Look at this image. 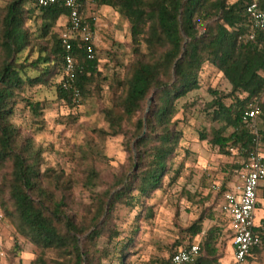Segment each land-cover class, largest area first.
<instances>
[{"label":"trees","instance_id":"16d2710c","mask_svg":"<svg viewBox=\"0 0 264 264\" xmlns=\"http://www.w3.org/2000/svg\"><path fill=\"white\" fill-rule=\"evenodd\" d=\"M252 2L264 11V0H94L129 24L134 58L123 78H114L109 85L110 105L102 111L108 128L102 133L126 137L133 161L132 173L94 194L90 215L79 219L64 210V199L54 197L52 191L58 188L60 176L53 178L55 170L50 168L41 172L40 150L21 137L12 117L15 99L35 85L53 86L57 99L70 108L98 94L96 50L79 36L70 41L69 54L74 60L70 78L64 72L62 33L55 30L60 18L67 21L68 10L61 0L46 7L38 6L36 0H10L0 8V209L15 233L37 250L29 264H101L109 255L117 264H124L132 239L122 244L117 240L113 213L120 205L141 206V198L161 186L181 138L174 120L177 103L200 89L206 65L221 74L230 91L222 95L209 90L212 98L206 114L211 124L200 139H207L224 156L235 151L243 162L233 167L245 169L249 157L264 146V34L252 28L246 13ZM31 17L39 20L36 36L25 29ZM84 21L92 34L93 19ZM250 33L253 40L246 38ZM150 98L151 107L142 116ZM22 101L34 116L40 114L38 102ZM250 102L259 108L256 133L242 119ZM96 177L94 170L87 172L86 190ZM259 190L264 199V183ZM221 215L227 225V217ZM205 218L212 221V215L206 213L186 229L184 248L194 242L199 248L194 260L186 264H218L222 229L214 224L201 235ZM225 231L230 240V232ZM257 232L262 245L254 250L255 255L264 246V220ZM14 250L21 248L14 246ZM177 251L154 263L174 264L172 256Z\"/></svg>","mask_w":264,"mask_h":264},{"label":"rangeland","instance_id":"374dc122","mask_svg":"<svg viewBox=\"0 0 264 264\" xmlns=\"http://www.w3.org/2000/svg\"><path fill=\"white\" fill-rule=\"evenodd\" d=\"M9 2L0 0V8ZM82 16L93 19L92 44L100 72L96 82L98 94L70 108L57 99L53 86L35 85L15 99L12 117L21 137L29 139L33 149L40 150L41 172L50 168L55 170L53 178L60 176L58 188L52 193L55 198L65 200L64 210L77 219L90 215L94 194L110 189L115 181L132 173L133 161L126 137L102 133L108 128L102 111L110 105L107 97L109 85L114 78H123L134 58L129 24L114 10L98 7L94 0L86 1ZM57 24L60 27L55 29L56 32H64L66 19L60 18ZM38 25L39 20L31 17L26 20L25 29L36 36ZM209 90L225 95L230 86L220 73L206 65L201 74L200 89L177 103L174 120L181 138L177 155L172 158L161 186L142 197L141 206L131 209L120 205L113 213V227L119 234L117 240L122 244L132 239L131 249L124 255V264H155L156 260L167 259L173 252L185 247L188 239L186 229L206 213L212 215V221L208 218L202 221L200 234L210 226L218 225L222 229L218 241V264L232 262L230 240L225 231L227 225L220 206L228 188L237 183L243 184L240 179L244 169L233 167L242 164L243 159L235 151L232 156H224L211 147L207 139H200L202 133L207 134L211 124L206 114V104L212 98ZM22 98L38 102L42 107L40 114L34 116L24 106ZM151 100L143 107L142 116L149 111ZM257 153L264 157V146H260ZM90 170H94L97 177L86 190L85 176ZM45 182L43 180L42 185L46 188ZM135 193L132 192L133 195ZM261 194L258 190L255 224L264 220ZM0 215V264H29L37 256V250L15 233L1 209ZM14 246L21 250H14ZM105 246L111 249V245ZM101 264H117V261L109 255ZM251 264H264V246Z\"/></svg>","mask_w":264,"mask_h":264},{"label":"built area","instance_id":"2783aa9c","mask_svg":"<svg viewBox=\"0 0 264 264\" xmlns=\"http://www.w3.org/2000/svg\"><path fill=\"white\" fill-rule=\"evenodd\" d=\"M59 0H36L40 7L50 6ZM88 0H61L62 5L68 10L66 29L62 32L60 40L64 48V72L68 77L73 76L74 60L69 54L70 41L79 36L84 42L92 43V34L89 32L82 9ZM84 2V3H83ZM246 13L249 16L252 28L264 34V11H260L256 2L247 5ZM247 40H253L254 34L246 36ZM91 49L89 48V53ZM91 54V53H90ZM92 57V55H89ZM259 114L257 103L250 102L244 111L242 119L250 122L251 130L256 133L255 120ZM242 185L234 184L231 190L223 195L220 212L227 219V230L230 232V248L232 251V262L230 264H251L254 259V250L262 245V239L257 232L260 223H254V213L258 207L257 192L264 183V157L259 153H253L241 174ZM1 218V215H0ZM198 244L194 242L187 248H180L172 256V263L186 264L194 260L198 254Z\"/></svg>","mask_w":264,"mask_h":264},{"label":"crops","instance_id":"0c3cea01","mask_svg":"<svg viewBox=\"0 0 264 264\" xmlns=\"http://www.w3.org/2000/svg\"><path fill=\"white\" fill-rule=\"evenodd\" d=\"M230 250H231V248H230Z\"/></svg>","mask_w":264,"mask_h":264}]
</instances>
